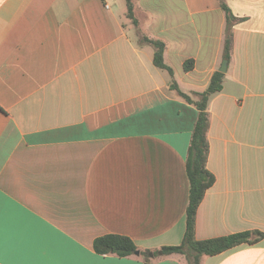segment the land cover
<instances>
[{"label":"crops","instance_id":"0c3cea01","mask_svg":"<svg viewBox=\"0 0 264 264\" xmlns=\"http://www.w3.org/2000/svg\"><path fill=\"white\" fill-rule=\"evenodd\" d=\"M0 0V261L3 264H188L155 251L182 243L195 99L225 59L210 101L215 182L196 238L264 233V0ZM193 68L185 71L187 61ZM130 237L154 254L100 255L97 238ZM203 264H264V238Z\"/></svg>","mask_w":264,"mask_h":264},{"label":"trees","instance_id":"16d2710c","mask_svg":"<svg viewBox=\"0 0 264 264\" xmlns=\"http://www.w3.org/2000/svg\"><path fill=\"white\" fill-rule=\"evenodd\" d=\"M219 1L227 18L228 26L226 33L225 57L229 59L232 37L231 30L234 23L240 19L233 14L226 0ZM126 2L128 7L127 17L133 21L134 25L138 26L139 22L134 13V0H126ZM142 41L151 44L155 48L156 66L167 71L172 76L170 89L176 92L180 98L194 105L199 111L186 161V171L190 185L186 232L180 245L163 247L160 250L155 251V255L160 252H162L164 256L175 254L182 255L186 257L188 264H203L206 257L221 254L242 244L252 245L258 243L264 238V233L257 231L237 233L209 240H198L196 238V220L199 207L206 192L215 182L214 175L207 167L210 151L208 138L210 130V115L208 107L212 97L223 90L224 73L216 72L206 91L203 93H195L194 99L180 89L177 81L174 79L173 69L165 62L166 43L146 36L143 37ZM193 64L194 61H187L185 64V71L191 70ZM94 249L100 255H115L123 258L132 256L139 251L147 263L151 261V251H140L134 241L125 235L109 234L99 237L94 242Z\"/></svg>","mask_w":264,"mask_h":264},{"label":"water","instance_id":"95a60500","mask_svg":"<svg viewBox=\"0 0 264 264\" xmlns=\"http://www.w3.org/2000/svg\"><path fill=\"white\" fill-rule=\"evenodd\" d=\"M227 67H228V60L225 59L224 62H223V64H222V67L220 69V72L221 73H226L227 72ZM136 254L139 255L140 252L138 251V252H136ZM160 254L162 255L163 253L160 252ZM151 257H154V254L153 253H151Z\"/></svg>","mask_w":264,"mask_h":264},{"label":"snow or ice","instance_id":"6c2138e0","mask_svg":"<svg viewBox=\"0 0 264 264\" xmlns=\"http://www.w3.org/2000/svg\"><path fill=\"white\" fill-rule=\"evenodd\" d=\"M0 264H3V262H2V261H0Z\"/></svg>","mask_w":264,"mask_h":264}]
</instances>
